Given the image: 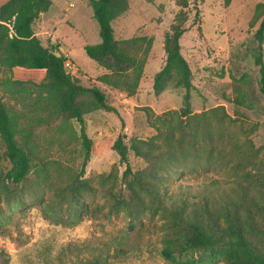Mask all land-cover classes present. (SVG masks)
<instances>
[{"label":"rangeland","instance_id":"obj_1","mask_svg":"<svg viewBox=\"0 0 264 264\" xmlns=\"http://www.w3.org/2000/svg\"><path fill=\"white\" fill-rule=\"evenodd\" d=\"M51 1L49 11L34 24L37 37L70 62L67 70L81 85L104 91L116 110L85 116L93 144L80 179L89 188L76 205L66 187L79 176L83 160L78 123L46 122L35 96L44 71L16 67L2 73L0 96L20 113L18 139L28 138L34 165L23 182L3 181L0 264H81L96 256L104 257L105 264H175L161 253L166 216L152 192L133 183L144 206H134L132 212L116 202L126 194L131 176L124 178L125 166L112 145L120 133L126 135V143L150 140L156 134L154 117L183 106L186 90L175 82L159 95L153 91L154 75L165 63V34L179 7L175 0H128L129 9L114 21L117 40L152 39L136 93L129 95L99 81L109 72L84 51L85 45L100 42L89 1ZM190 2L180 46L191 70L189 102L195 116L190 122L200 127L198 150L180 154L182 170L172 178H150L148 164L132 151L130 165L151 181V190L165 188L169 196H178L182 186L192 201L208 197L223 206L242 196L255 203V223L264 243V99L256 64L258 56L264 63V40L256 39L261 20L254 22L256 7L264 0H232L229 6L223 0H202L198 9ZM217 107L219 115L210 114ZM0 165L3 174L10 168L1 155Z\"/></svg>","mask_w":264,"mask_h":264},{"label":"trees","instance_id":"obj_2","mask_svg":"<svg viewBox=\"0 0 264 264\" xmlns=\"http://www.w3.org/2000/svg\"><path fill=\"white\" fill-rule=\"evenodd\" d=\"M94 19L99 25L100 42L85 45L87 56L109 73L99 81L115 89L134 95L138 76L142 72L152 39L136 36L117 40L114 21L129 9L128 0H88ZM153 0H147L152 2ZM195 9L202 0H192ZM229 6L232 0H223ZM179 7L170 29L165 34L164 66L154 75L153 91L161 94L175 82L186 90L183 106L155 116L152 127L156 134L150 140L131 139L120 133L112 149L125 166L124 178L131 176L126 194L116 202L132 212L134 206H144L142 196L134 188L150 190L153 198L166 216L162 233V255L175 264H204L223 261L224 264H264V243L255 223V203L241 198L232 203L217 206L215 200L203 197L192 201L184 187L179 186L178 196L166 195L165 188L151 190V181L132 171L129 152L141 157L148 164L146 172L154 180L172 178L182 170L184 158L180 154L198 150L199 125H193L189 102L192 87L191 70L181 53L180 39L188 21L190 0H175ZM51 0H6L0 5V80L3 72L20 67L45 72L44 81L38 85L36 103L46 112V122L61 120L64 124L75 121L80 127L83 160L79 176L66 187V193L76 205H81V192L89 188L80 177L84 176L92 153V139L86 133L85 116L96 111L115 112L107 96L97 86H83L65 69V58L54 47H45L34 31L40 16L49 11ZM198 14V13H197ZM196 14V15H197ZM198 16V15H197ZM261 20L256 39L264 40V4L256 7L254 22ZM261 75V93L264 99V63L256 59ZM136 76V77H135ZM0 82V89H1ZM3 87H5L3 85ZM6 88V87H5ZM221 108L210 110L219 115ZM149 114V113H148ZM166 115L171 116L168 118ZM150 116V115H148ZM178 120L174 123L173 118ZM20 113L8 107L0 96V155L10 164L5 174L0 165V190L3 181L14 184L23 182L34 165V151L25 135H20ZM189 119V120H188ZM187 120V121H184ZM170 180V179H169ZM256 208V207H255ZM261 209V207H260ZM81 264H105L104 257Z\"/></svg>","mask_w":264,"mask_h":264},{"label":"built area","instance_id":"obj_3","mask_svg":"<svg viewBox=\"0 0 264 264\" xmlns=\"http://www.w3.org/2000/svg\"><path fill=\"white\" fill-rule=\"evenodd\" d=\"M69 67H70V62L69 61H66L65 62V69L67 70V69H69ZM68 71V70H67Z\"/></svg>","mask_w":264,"mask_h":264},{"label":"crops","instance_id":"obj_4","mask_svg":"<svg viewBox=\"0 0 264 264\" xmlns=\"http://www.w3.org/2000/svg\"><path fill=\"white\" fill-rule=\"evenodd\" d=\"M5 1H6V0H4L3 2H5ZM3 2H1L0 5H1Z\"/></svg>","mask_w":264,"mask_h":264}]
</instances>
